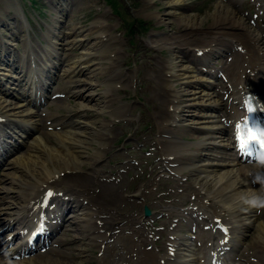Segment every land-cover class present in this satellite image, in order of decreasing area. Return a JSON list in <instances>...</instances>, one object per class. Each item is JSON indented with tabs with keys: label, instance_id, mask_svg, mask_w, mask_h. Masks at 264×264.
I'll use <instances>...</instances> for the list:
<instances>
[{
	"label": "bare ground",
	"instance_id": "1",
	"mask_svg": "<svg viewBox=\"0 0 264 264\" xmlns=\"http://www.w3.org/2000/svg\"><path fill=\"white\" fill-rule=\"evenodd\" d=\"M10 1L0 6V23L6 24L3 16L7 15L9 9H13ZM145 1L144 9L146 10L143 14L155 18L158 24L165 25L166 17L169 16V19L173 17L172 20L178 26L185 27L183 33L168 32L163 37L151 35L150 45L159 49H173L177 41H184L187 45L192 41L203 43L197 46L203 51L202 57L193 55L188 57L186 62H183L177 53L187 51L174 52L167 59L161 56V59H158L160 63L157 64L159 75L155 76V81L165 92V94L158 95L161 98L160 103L162 102L164 106L157 117L160 130L158 143L162 150L161 161L166 169L175 172L178 176V182L174 185L175 189L183 190L186 186L191 187V191L184 198H192L197 205L201 204L199 210L197 211L196 206L182 209L184 205L182 200L177 201L176 205L175 203L161 205L165 213L171 216V221L167 223L169 230L165 243L166 252L161 254L157 250L158 247L152 243L153 237L151 238L145 229L147 222L156 215L155 211L151 212L150 217L142 214L136 215L134 211H131L129 215H120L118 209H121V205L116 206L112 200L107 201V197L112 195L113 190L117 189L120 183L115 182V178L111 181L103 180V177L100 178L104 176L101 175L103 172L96 169L90 173L81 174L83 163L89 162L94 166L95 160L101 157L100 149L108 142V134L113 128L112 119L108 120L100 116L107 114L115 119L123 118L126 105L122 103L112 105L116 97L113 91L119 86L110 81L115 79L116 83L122 84L123 87L132 85V81L127 80V76H122L123 72L117 69L115 58L117 57L118 60L122 57V51L119 50L122 40L117 35L107 33L110 29L106 23L105 14L99 13L89 24V30L98 34L91 44L87 43V38L82 37L84 36V34L81 35L82 29L77 31L69 28L62 32L56 29L58 21L54 20L53 25L46 27L45 44L33 45L29 41L28 32H25L27 25L17 20L21 25L16 28L20 31L19 33L24 29L21 39H26L27 46L24 47V53L18 52L14 46L12 49L6 48L7 44L0 37V82L6 80L7 83L10 81V84L17 85L24 81V84L28 85L24 86V92L15 94L13 93L15 86L6 85L5 88L9 94H5L0 88V113L4 114V121L8 120L13 123L14 121L10 119L12 117L23 122L24 128L28 127L27 124L36 122L34 111L28 107L24 96L33 97L36 87L44 90L48 77L45 74L47 69L56 67L52 61L51 52L57 55L58 46L68 49L69 46L78 48L82 45L84 53L66 69L65 73H68L69 77L66 79L64 75L66 83L72 85L71 96L80 99L76 112L73 114L74 119L67 120L64 129L53 134L55 138L53 141H49V135L43 133L41 125H33L34 130L28 127L29 132L22 139L23 143H30L28 149L20 155H17L19 149L7 150L6 160L0 164V232L1 229L9 226L18 232L21 225H30L32 219H27L25 216L26 203L36 197L43 184L46 186L52 184L58 189L56 183L66 181L74 184L71 190L78 194L70 196V200H73L75 206L78 207L70 210L73 213L70 219H75L73 238L78 244L75 248L65 245L69 239L61 235L55 240L57 246L49 247L43 253L16 259L13 256H20L24 248L18 245L9 247L12 233L10 230L0 235V264H84L90 256L89 253L86 255L88 246L98 249V254H94L96 264H208L214 258L211 251L212 245L218 246V249L229 246V249L224 252V264H253L252 258H256V262L263 258L264 219H258L254 213L256 209L254 204L257 199L255 189L250 185L252 178L246 175L247 171L241 166L240 158H236L231 151L226 149L234 144L236 133L232 125L223 126L221 118L225 119V122L227 118L220 113L221 102L212 90V80L208 79V77L212 78V75L215 76L213 68L207 66L210 52L221 56L225 49L224 47H208V44L215 43L211 35L226 36L232 33L226 28L233 24L240 27L243 35L239 41L245 45L248 56L243 61L251 67L250 72L246 73L249 75L245 77L242 90H251L259 99L264 112V49L260 44V35L252 31L242 17H237L236 13L221 2L211 6L203 15H195L183 12L187 0H159L167 6L162 14L160 7L153 4L155 0ZM96 4L95 0L89 2V6L92 7H96ZM58 5L63 4L58 2ZM19 16L22 18L23 13H19ZM69 20L73 26L78 21L73 17H69ZM203 21H208L209 27H203L202 23H205ZM101 29L105 31V34L101 35ZM209 36H211L210 39L206 40ZM83 56H92L91 63L81 61ZM235 57L232 67L237 68L240 56L235 54ZM103 61H108L109 64L104 66ZM82 63H87V66L84 64L87 68L79 69L78 73L83 77L77 81L78 84H74L75 81L71 78L72 73L76 67H83ZM33 65H36L35 68ZM223 65L226 70H229L224 63ZM231 71L234 72V69ZM103 74L107 80L101 82L98 77ZM94 86L98 87V91H95ZM75 87L79 88L75 89ZM95 92L101 96L96 98ZM242 94V91H239L240 102L243 99ZM106 101L109 102L106 103ZM62 105L72 108L66 101ZM89 108L97 110V114L92 118L85 113ZM53 114L57 115L56 112ZM96 118H101L97 126L95 125L97 120H93ZM60 120L66 121L63 117ZM261 121L264 130V117ZM9 131L12 132L11 137L15 140L19 137L11 128ZM182 133L195 135L197 142L191 143L177 136ZM200 133L206 134V137L199 139L198 134ZM192 145L195 148L191 150L189 147ZM3 146L0 143V148L5 149ZM205 149L212 150L213 154L205 153L206 151H203ZM189 172H196L192 182H184L180 179L188 176ZM45 189L46 187L43 191ZM156 190L157 187L149 188L152 192ZM123 191L120 189L117 202L119 199L123 202L129 198L132 200L142 198L139 191L132 194ZM80 198L84 201L81 202ZM61 205L63 202L58 204L56 210L58 214L53 218L62 214L64 208ZM204 205L225 217L222 224L227 225V234L223 235L219 230L213 232L212 228L207 232L203 230V226L212 222L210 219L207 223L198 221L199 216H202V219L204 217L205 211L201 209ZM20 210L24 213H15ZM176 216H178L177 220ZM120 217L125 221L120 222ZM193 221L197 226L194 240L191 237L188 239L187 235L183 237L177 233L179 227H185L187 224L190 225L189 230H191ZM250 228L255 231V234L251 243L248 244L246 233ZM224 237H228V241L222 245L219 242ZM241 245L247 246L253 254L237 258L234 252H237ZM170 250H175L173 258L169 256ZM71 259H76L77 262Z\"/></svg>",
	"mask_w": 264,
	"mask_h": 264
},
{
	"label": "rangeland",
	"instance_id": "2",
	"mask_svg": "<svg viewBox=\"0 0 264 264\" xmlns=\"http://www.w3.org/2000/svg\"><path fill=\"white\" fill-rule=\"evenodd\" d=\"M91 1L93 0H77L76 2L71 1V9H73L72 17L76 21L78 20L77 24H74L73 26L71 22H69L70 20H66V22L62 26L66 28H77L78 30L82 29L83 31L81 35L84 34V36L82 37L87 38V43L91 44L94 41L93 38L98 34L93 33L89 30V24L99 15V13L105 14L106 23H108L110 29L109 31H107V33L110 32L114 35H117L119 39L122 40V45L119 47V50L122 51V57L118 60L116 59L117 57L115 58L117 69L118 71L120 69V71L123 72H120L122 76L125 75L127 76V80H130V82L132 81V85L130 84L129 86L123 87L122 84L120 85V83H116L117 80H109L112 84H117L119 86L113 91V93L116 94V97L112 105L114 106L118 103H122L126 106L123 111V118L115 119V117H110L107 114H103L100 116L101 118L106 117V119L108 120L112 119L111 121L113 128L108 134V142L104 147H101L100 149L102 150L103 157L96 165V168L102 172L115 173L118 169L123 168L124 163L121 162H126L127 160L128 174L122 173L123 180L120 181L117 189L113 190L112 195L110 197H107L108 202L112 200L113 204H115L116 206L121 205V209H118L120 215H129L131 211H134L135 214H140L143 207V204L137 203L139 202L138 200L132 202V198H129L123 202H121V200L119 199L117 202V197L120 194V189L122 191L124 190L127 194H132L139 188H142L140 192L141 194H143V191L147 193L146 191L150 188V186H158V189L156 191L150 192L144 197L145 203H147L150 208L158 213L155 218L149 221V228L154 230V227L151 226L152 221L157 220L156 224L159 225L161 224V222H163V220L167 218L165 216L166 214L162 213L163 210H161V207H158V205H152V202L158 201L159 203L157 204L161 205L169 203L176 204L177 201L175 200L180 197V195L179 197H176L173 194V185H175L176 182L174 180L166 178V176L163 175V173H166L167 175L169 173L162 169L163 167L161 165V162H159L158 160L160 159V151L162 150L160 147V143L157 144L159 133L157 117L160 111L164 109L162 102L160 103L161 98L158 95L165 94V92L163 88H160L158 83L155 81L156 74L159 75V71H157V64L158 62L160 63V60L158 59L161 56V58H170L174 54V52L179 49H177V47H188L187 43H184V41H177L175 44L176 46H174L173 49H159L156 48V46L153 47V45H150L148 42L151 35H154L155 37H163L166 36L168 32L179 31L183 33V28L185 27L178 26L172 20L173 17H171L170 19L169 16L166 17L167 23H165L164 25L158 24L155 18L153 19L152 17L143 14V12H145L146 10L144 9L146 7L145 0H95L97 2L96 7L89 6V2ZM8 2L9 0H0V6H4ZM35 2L36 3L33 5V7L30 8L28 5L29 3H27L26 0L21 1L23 10L26 11V14L38 16L36 20H34L31 24V28L32 31L40 37L43 36V32L46 28L45 21L49 24H53L52 18L55 16V13L52 6L49 5V0H35ZM217 3H219L218 0H187V5L183 7V12L185 14L191 13L195 15H203L205 11H207L211 8V6H214ZM153 4L160 7L161 14L167 7L166 5L162 4V1L159 0H155ZM252 5L253 4L251 3L249 6H247L251 10V12L254 11L252 9ZM9 17H11L10 20L8 19L11 24H0V34H2L4 41L8 44H14L18 46V48L23 47V44L19 41H16L11 33L12 29L15 31V27L16 25H18V22H16V20L13 18V12H9L5 18ZM247 20L248 18H246V21ZM202 25L206 28L209 27L208 21L202 23ZM235 26L236 25L233 24L231 27L226 28V30L236 28ZM39 27H42V30H40ZM102 34H105V31L101 29V35ZM231 34L237 35L234 31H232ZM30 39L32 42L36 41L33 34H31ZM188 44H191L193 46L194 41L189 42ZM72 52L76 53L79 56L83 52V50L82 52L74 50ZM60 53V56L68 54L65 51ZM81 58H86L85 61L87 63H91L92 61V56H83ZM103 62L104 66L109 64L108 61ZM98 79L102 82L104 80H107V77L103 74L102 76H99ZM58 83L59 80L55 84L58 85ZM94 89L95 91H98L97 86H94ZM94 95L96 96V98L101 96L97 92H95ZM218 97L220 99L222 98L221 95H219ZM66 102H69L72 108L61 104L59 105V107L55 108L51 106L50 109L54 112H57V114H74V112H76V106H78L79 102L77 100H74L73 98H70ZM108 102L109 101H106V103ZM85 113L88 117L92 118L95 114H97V110H95L94 108H89L85 111ZM100 119H93L97 120L95 124L96 126L98 125ZM182 135L186 136L184 138L187 140H195V138L190 135ZM203 137H205L204 134L201 138ZM48 139L49 141H53L55 138L53 135H49ZM133 139L137 140L136 146L132 142L130 143V140ZM125 147L127 148L125 149ZM103 149L106 150L105 154ZM131 158L139 160L138 163L133 164L129 160ZM109 162L112 163V165H109ZM90 166L91 165L89 164V162L83 163L81 166L83 169L82 171L89 172ZM250 169H252L251 175L257 177V180L259 182L262 181L259 178L264 176V166H259L258 169ZM193 174L187 177L188 181L191 182L193 180ZM161 175L162 177L160 181H156V183H154V178ZM263 185V183L260 185L257 184V186L260 187V190H258V201L260 203V209H258L260 212L257 213L260 220L264 219V190L262 189ZM74 229L75 228L73 226L68 227V229L63 233L64 238L66 237L67 239H69V242H71L69 246H72L73 248H75V245L78 244L77 240L73 238ZM254 234L255 231L253 229L249 230V232L247 233L246 242H248V244L251 243ZM163 239H165V236L162 238V240ZM245 249H247L248 252H251L247 247L241 248L238 253L240 255L243 254ZM87 250L88 251L86 255L89 253L90 256L84 264H96L97 262L95 260L94 254H98V249L93 246H88ZM73 253L75 254V252ZM72 261L77 262L76 259ZM256 264H264V260L260 263L256 262Z\"/></svg>",
	"mask_w": 264,
	"mask_h": 264
},
{
	"label": "snow or ice",
	"instance_id": "3",
	"mask_svg": "<svg viewBox=\"0 0 264 264\" xmlns=\"http://www.w3.org/2000/svg\"><path fill=\"white\" fill-rule=\"evenodd\" d=\"M241 133V136L238 137V139H240L241 141V148H245L248 146L249 143L252 142H256L259 143V134L258 133H254L251 131L250 128L248 127H242L238 130ZM264 146V145H262Z\"/></svg>",
	"mask_w": 264,
	"mask_h": 264
}]
</instances>
